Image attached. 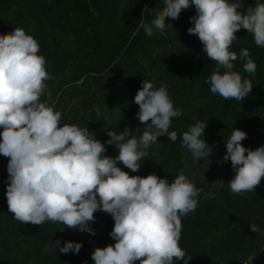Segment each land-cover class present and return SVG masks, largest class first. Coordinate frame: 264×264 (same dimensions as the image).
Returning a JSON list of instances; mask_svg holds the SVG:
<instances>
[{
  "label": "trees",
  "instance_id": "1",
  "mask_svg": "<svg viewBox=\"0 0 264 264\" xmlns=\"http://www.w3.org/2000/svg\"><path fill=\"white\" fill-rule=\"evenodd\" d=\"M163 7V0H0V30L7 34L19 27L33 35L50 76L41 100L61 111L65 123L88 126L101 142L110 138L108 130L125 127L141 136L146 125L138 120L134 97L142 81L167 85L182 110L169 129L177 132V141L159 137L136 172L119 166L130 175L155 173L169 180L183 171L203 190L196 210L181 217L180 245L192 257L188 264H264V232L250 228L256 223L264 229V177L255 191L234 194L228 182L235 175L231 161L222 159L234 128L247 133L241 141L246 148L264 145V47L246 29L237 30L231 50L239 55L247 48L257 67L248 74L243 62H233V70L250 79L253 88L242 101L225 100L205 82L216 62L202 50L198 36L187 31L194 5L178 19L166 18L170 24L163 33L149 37L143 28L137 31L142 18L150 22ZM197 121L207 122L204 138L212 146L211 158H194L180 142L179 135ZM105 147L107 155L118 154L115 145ZM8 159L0 155V264H94L95 248L115 242L113 217L96 211L90 222L94 235L52 221L20 223L8 210ZM206 193L215 198H204ZM55 240L82 242V247L78 254H65L59 246L56 250Z\"/></svg>",
  "mask_w": 264,
  "mask_h": 264
},
{
  "label": "clouds",
  "instance_id": "2",
  "mask_svg": "<svg viewBox=\"0 0 264 264\" xmlns=\"http://www.w3.org/2000/svg\"><path fill=\"white\" fill-rule=\"evenodd\" d=\"M164 7L154 19L143 18L137 28L151 37L163 33L166 18L178 19L181 11L194 5L196 14L189 34L202 42L203 51L216 68L206 83L210 91L225 100L242 101L253 88L250 79L235 71L234 61L243 62V70L255 74L256 62L247 48L239 55L231 50L237 30L243 28L264 47V0H255L247 14L239 11L240 0H163ZM50 79L46 60L38 41L23 28L5 34L0 30V155L8 157L6 198L8 210L20 223L42 225L61 223L73 230L95 234L90 222L96 211L114 219L110 236L113 244L96 247L91 253L94 264H184L192 258L180 245L181 217L194 212L203 192L195 181L180 171L174 179L130 175L119 165L136 172L148 149L167 135L172 118L182 115L170 98L167 85L159 87L148 80L134 97L139 106L138 120L146 125L139 137L125 127L108 130L101 142L88 126L65 123L62 112L41 100ZM207 122L197 121L181 135L180 142L196 159L211 158L212 146L204 138ZM247 133L233 129L225 141L223 161H231L235 175L228 180L232 193L255 191L264 177V145L250 149L242 145ZM105 145H115L117 155H107ZM204 198H215L214 193ZM60 229L61 231L64 230ZM252 232L262 233L256 223ZM55 248L79 253L82 242L69 240Z\"/></svg>",
  "mask_w": 264,
  "mask_h": 264
},
{
  "label": "water",
  "instance_id": "3",
  "mask_svg": "<svg viewBox=\"0 0 264 264\" xmlns=\"http://www.w3.org/2000/svg\"><path fill=\"white\" fill-rule=\"evenodd\" d=\"M240 3H241V9L245 14H247L249 10L253 7L250 0H240Z\"/></svg>",
  "mask_w": 264,
  "mask_h": 264
},
{
  "label": "rangeland",
  "instance_id": "4",
  "mask_svg": "<svg viewBox=\"0 0 264 264\" xmlns=\"http://www.w3.org/2000/svg\"><path fill=\"white\" fill-rule=\"evenodd\" d=\"M189 163H191V161H189Z\"/></svg>",
  "mask_w": 264,
  "mask_h": 264
}]
</instances>
